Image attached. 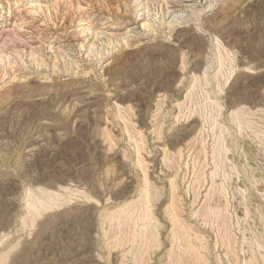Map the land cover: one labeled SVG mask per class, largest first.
<instances>
[{"label":"rangeland","instance_id":"374dc122","mask_svg":"<svg viewBox=\"0 0 264 264\" xmlns=\"http://www.w3.org/2000/svg\"><path fill=\"white\" fill-rule=\"evenodd\" d=\"M0 264H264V0H0Z\"/></svg>","mask_w":264,"mask_h":264}]
</instances>
